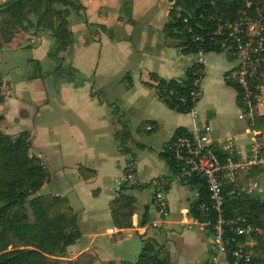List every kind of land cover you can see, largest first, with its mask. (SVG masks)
Instances as JSON below:
<instances>
[{
  "label": "crops",
  "instance_id": "0c3cea01",
  "mask_svg": "<svg viewBox=\"0 0 264 264\" xmlns=\"http://www.w3.org/2000/svg\"><path fill=\"white\" fill-rule=\"evenodd\" d=\"M180 1L79 0L81 15L71 22L76 40L65 52L72 57L76 77L60 76L55 80L50 74L47 80L37 77L18 84V93L27 91L30 98L19 95L13 99L16 113L20 110L25 116L31 110L33 118L29 124L33 126L34 138H39L43 128H47V169L50 174L54 173L56 181L67 183L63 191L53 195L66 197L77 214L81 236L68 247L73 252L88 251L100 260L133 262L135 258H128V253L135 255L142 239L150 238L164 245L171 264H209L213 257L209 248L211 234L194 224L189 214L196 190L190 184L167 186V214L158 215L148 181L169 171L160 149L177 128L190 131L195 123L203 127L205 137L212 142L227 137L235 139L242 152L255 134H264V129H252L251 121L241 113L236 91L226 82L233 59L224 52L205 55L201 97L194 107L196 118L191 113L170 109L157 96L153 74L165 79L178 78L194 62L193 54L184 53L165 34L169 11L176 8L178 16L182 9ZM85 23L92 29L87 41L81 30L86 27ZM25 36L31 38V35ZM16 48L5 45L0 50L7 52ZM105 48L114 50L105 53ZM121 52L124 58L132 59L130 68H112V61ZM101 59L108 67L99 68ZM49 91H55L60 98L56 106L48 98ZM43 93L47 95L46 126L39 125ZM65 110L73 119L68 120L62 114L61 122L54 123L52 112L61 114ZM258 114H264V105H260ZM243 121L247 126L244 127ZM129 124L137 125L135 131ZM120 131L126 133L127 142L132 140L131 147L126 140L121 144L117 136ZM129 155L136 165L138 185L145 186L136 188L137 191L127 190L136 199V210L132 226L119 229L112 224L110 215V202L118 194L113 178L123 170ZM157 157L161 163L156 161ZM244 176L239 177L241 182H246ZM185 188L191 189L194 195L188 196Z\"/></svg>",
  "mask_w": 264,
  "mask_h": 264
},
{
  "label": "trees",
  "instance_id": "16d2710c",
  "mask_svg": "<svg viewBox=\"0 0 264 264\" xmlns=\"http://www.w3.org/2000/svg\"><path fill=\"white\" fill-rule=\"evenodd\" d=\"M243 1L181 0L185 9H180L178 16L176 8L169 11V20L164 27L165 34L172 37L177 45L182 47L184 53L195 55L201 47L205 53L224 52L207 42L200 44L193 41L191 33L184 27L183 19L187 18V24L193 33L204 34L214 28L217 18L233 17L235 10L243 7ZM79 9L81 4L78 0H13L0 8V48L13 38V32L20 29L29 31L33 28L32 32L36 33L47 31L52 41L48 55L57 60L60 54L66 52L74 43L73 32L68 29V16L71 10ZM31 15L35 17L34 21L31 20ZM210 17L215 20H209ZM175 28L181 32H174ZM39 68L40 66L36 65L38 71ZM262 70L264 71V67ZM203 71L204 66L194 62L178 78L165 79L153 74L155 82L153 86L157 96L170 109L179 113H189L198 102L192 99L191 93L196 87L195 80L202 79ZM39 76L40 73L29 78ZM226 82L235 89L236 102L240 107L242 91L239 85L228 79ZM2 83L0 76V104L4 100ZM1 120L0 115V122ZM251 128L264 129V114L256 113L253 116ZM186 131L183 127L177 128L170 140ZM118 135L120 141L122 140L121 144L124 140L128 141L123 131L117 132ZM30 148L31 139L28 131L11 136L0 129V264H93L96 259L93 255L84 253L88 251L82 252L84 255L75 261L61 259L66 256L68 247L81 236L77 214L64 196L35 195L44 183L49 181L50 174L45 170L41 159L29 153ZM160 155L171 170L172 157L161 152ZM259 171L261 170L256 167L252 168L243 177L244 181L256 176ZM238 177L234 183L236 188L243 183ZM190 185L202 191L189 208L191 217L201 220L198 205L206 201L208 195L202 190L203 181L200 179L192 180ZM144 186L123 185L120 192L111 200V221L116 228L132 226L136 199L127 190ZM224 210L225 215L245 216L264 230V198L260 194L253 192L227 195ZM252 239L254 244L246 245L245 249L252 253L254 264H264V235L253 236ZM248 240L251 239H243L245 242ZM99 264H171V261L164 245L154 239L144 238L135 261L108 260Z\"/></svg>",
  "mask_w": 264,
  "mask_h": 264
},
{
  "label": "built area",
  "instance_id": "2783aa9c",
  "mask_svg": "<svg viewBox=\"0 0 264 264\" xmlns=\"http://www.w3.org/2000/svg\"><path fill=\"white\" fill-rule=\"evenodd\" d=\"M216 21L211 31L195 34L187 24V18L183 19L193 41L207 42L232 56L233 67L227 79L239 85L242 91L239 108L252 124L257 113L254 109L264 105V0H244L243 7L237 8L233 17H219ZM174 32L180 33L181 30L175 28ZM205 55L203 48H199L195 62L204 65ZM194 84L196 87L191 95L196 101L201 97L200 79H196ZM189 113L196 118L194 108ZM203 131V127L195 123L192 130L176 135L161 147V153L172 157L173 168L148 181L153 188V203L158 215L165 216V188L171 183L190 184L192 180L200 179L208 199L198 205L202 219L193 218L192 222L211 234L209 248L213 257L210 264H254L252 253L245 248L253 245V236L264 235V230L245 216L225 215L224 202L227 195L250 194L257 188L256 180L243 182L238 188L234 183L239 175L264 166V134H255L248 148L242 152L235 139L227 137L215 143L206 138ZM113 181L116 193L123 185H138L132 157L125 161L122 173ZM201 193L195 190V200ZM244 238L252 241L245 242Z\"/></svg>",
  "mask_w": 264,
  "mask_h": 264
},
{
  "label": "rangeland",
  "instance_id": "374dc122",
  "mask_svg": "<svg viewBox=\"0 0 264 264\" xmlns=\"http://www.w3.org/2000/svg\"><path fill=\"white\" fill-rule=\"evenodd\" d=\"M79 1V0H78ZM81 9L79 10H71L70 14L68 16V29H70L73 32L74 39L76 40L75 32H74V26L72 25V20L76 18V16L81 15ZM83 15V14H82ZM31 20L34 21L35 17L33 15L30 16ZM83 21H84V16H82ZM79 20V19H78ZM87 23V22H86ZM85 23V25H86ZM84 24V23H83ZM77 25H75V28ZM80 28V27H79ZM77 28V30L79 29ZM33 28L30 29L29 31L25 30H18L13 32L14 36L13 38L6 43V48L11 47L16 49H7V52H2L0 50V76L2 78V87L1 91L2 94L4 95V100L0 104V115L2 117V120L0 122V129L11 136H16L22 131H28L30 133V139H31V148L29 150V153L35 156H38L41 161L42 165L44 166L45 170L49 172L47 169V128H43L44 132L39 134V138L33 136V126L29 124V119L33 118L32 117V112L30 111V114L27 115H21V112L19 110V113H16V107H14V104L16 102L13 99H16L21 95L23 99H29L30 95L27 91L21 93H18V87L20 83L27 82L29 80H33L34 78H29L33 74H39L40 76L38 78L44 79L46 78L47 80V75H52L53 79H59L60 76L64 79H74L77 75L76 68L73 66V61L71 60V56L68 53H61L59 58L57 60H54L52 57L48 55V51L50 49V46L52 44L51 38L47 35V31L41 32H32ZM82 31L85 32L84 39L87 41L91 37V32L92 29L90 28L89 25H86V27L81 29ZM81 34V31H79ZM26 35H31V38L26 39ZM82 35V34H81ZM83 36V35H82ZM33 41H28V40ZM4 45V46H5ZM92 49V48H91ZM106 52L108 53L114 49L112 48H105ZM61 55L63 59H61ZM34 56V57H33ZM35 56H38L35 57ZM193 56V55H192ZM30 58V59H29ZM35 58V59H32ZM194 62L196 60V56H193ZM132 59H126L124 58V52L119 53L116 56V60L112 61V68H120V67H129L131 66ZM193 62V63H194ZM106 61H103L101 59V65L99 68H105L108 67L105 65ZM36 65H39V71L36 69ZM111 66V65H110ZM52 70V71H50ZM50 71V72H48ZM48 72V73H47ZM69 82V81H68ZM43 96L45 94L43 93ZM55 91H49L48 93V98L52 102L54 101V106H56L60 102V98ZM235 99H236V92H235ZM259 108H255L254 112L259 113ZM40 123L39 125L41 126H46L47 123V95L45 96L44 103L40 105ZM66 116L68 120L73 119L72 115H68L67 110H65L64 113H61L59 111H53L52 112V118L55 119V122H61L60 117H63V115ZM56 117V118H55ZM25 119V120H24ZM244 127L247 126V124L243 121L242 122ZM137 125L129 124V128L134 130L136 129ZM261 135V134H260ZM259 135V136H260ZM147 136V135H146ZM60 141V140H59ZM128 146L131 147L130 141L128 143ZM118 148V146H117ZM117 149L116 147L114 148V152H116ZM45 154V155H44ZM132 156H127L126 160ZM140 158V156H139ZM156 161H159L161 163V158L157 157L155 158ZM125 160V161H126ZM145 163V162H143ZM142 163V164H143ZM125 164V163H124ZM139 167V163H138ZM136 168V165L135 167ZM259 169L261 171L258 172L256 177L254 178L258 182V186L255 189L254 193H258L262 195V198H264V166H259ZM135 170V169H134ZM123 171V170H122ZM120 172V174L122 173ZM50 174V172H49ZM116 175L115 177L120 176ZM52 176V179H50L49 182H45L44 185L41 187V189L35 193V195L38 194H53L54 192H61L65 189L67 183L66 181H56L54 177V173L52 172L50 174V178ZM241 176V175H240ZM239 176V177H240ZM114 177V178H115ZM238 177V180H239ZM113 178V180H114ZM151 179V178H150ZM149 179V180H150ZM110 183V181H109ZM114 183V181H113ZM186 194L188 196L194 195V193L191 191V189L185 188ZM134 191H137L136 188H134ZM120 192V191H119ZM118 192V193H119ZM160 240V239H159ZM252 241V240H250ZM160 242V241H159ZM254 242V241H252ZM254 244V243H253ZM142 245H139L137 253H128V258H131V260L134 261L137 258L138 253L141 250ZM75 248V247H74ZM79 252H73L71 250H67L66 256L62 257L61 259H70L72 261H75L78 257H82L84 253H88L93 255L91 252H84L83 254H78ZM95 257V262L93 264H99L100 262L108 261V260H100L96 255H93Z\"/></svg>",
  "mask_w": 264,
  "mask_h": 264
},
{
  "label": "water",
  "instance_id": "95a60500",
  "mask_svg": "<svg viewBox=\"0 0 264 264\" xmlns=\"http://www.w3.org/2000/svg\"><path fill=\"white\" fill-rule=\"evenodd\" d=\"M13 0H0V8L4 7L5 5H7L8 3H10ZM181 2V1H180ZM181 8L185 9L183 6V3L181 2Z\"/></svg>",
  "mask_w": 264,
  "mask_h": 264
}]
</instances>
